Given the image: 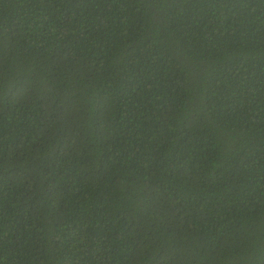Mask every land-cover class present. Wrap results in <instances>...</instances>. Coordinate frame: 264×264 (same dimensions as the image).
Instances as JSON below:
<instances>
[{"label": "trees", "instance_id": "16d2710c", "mask_svg": "<svg viewBox=\"0 0 264 264\" xmlns=\"http://www.w3.org/2000/svg\"><path fill=\"white\" fill-rule=\"evenodd\" d=\"M0 264H264V0H0Z\"/></svg>", "mask_w": 264, "mask_h": 264}]
</instances>
